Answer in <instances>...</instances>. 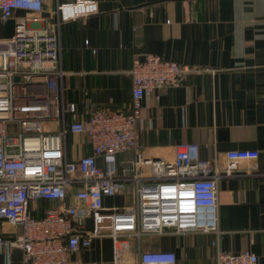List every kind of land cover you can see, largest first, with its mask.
Wrapping results in <instances>:
<instances>
[{"label": "crops", "instance_id": "0c3cea01", "mask_svg": "<svg viewBox=\"0 0 264 264\" xmlns=\"http://www.w3.org/2000/svg\"><path fill=\"white\" fill-rule=\"evenodd\" d=\"M96 2L95 12L63 21L59 27L58 60L64 71L65 99L75 103L81 116L85 113L83 90L94 105L123 109L131 94L128 70L133 56L156 53L189 66L184 82L155 89L142 98L139 150L146 158L172 161L176 144L196 142L201 158L211 161L217 185L216 233L166 231L143 236L139 246L127 235L119 264H140L139 250L144 249L173 251V264H215L218 250L236 253L243 249L253 251L263 262L264 0ZM55 5L56 0H44L39 12L14 9L7 19H0V41L12 35L17 18L25 17L32 29L52 31ZM68 141L72 158L90 151L79 134L69 135ZM237 148H254L259 154L254 159H238L231 173L225 174L226 151ZM133 156L131 151L117 154L120 174H133ZM138 170L140 180L151 175L148 164ZM131 192L128 187L124 193L104 197L103 204L126 206ZM52 203L48 199L37 202L41 207ZM83 221L86 230H94L92 214ZM0 227L5 236H11L9 225L2 222ZM103 249L109 260L97 255ZM10 255L9 264H21L20 248L11 249ZM70 260L111 264V237L93 236L90 246L80 247ZM0 264H5L1 253Z\"/></svg>", "mask_w": 264, "mask_h": 264}, {"label": "built area", "instance_id": "2783aa9c", "mask_svg": "<svg viewBox=\"0 0 264 264\" xmlns=\"http://www.w3.org/2000/svg\"><path fill=\"white\" fill-rule=\"evenodd\" d=\"M43 1L0 0V19H7L16 8L39 12ZM96 10V0H56L52 31L32 29L25 17L17 18L12 35L0 41V225L13 229L8 237L0 227L5 264L15 247L20 248L21 264H75L70 254L89 247L95 235L111 237V264H119V251L127 247L124 236H133L139 246L143 236L166 231H218L216 175L211 161L201 158L199 145L176 144L172 161H155L139 150L142 98L184 82L189 66L156 53L133 56L128 70L131 94L123 109L94 105L83 90L81 116L75 103L65 99L59 27ZM76 134L90 151L72 158L68 136ZM125 151L134 155L131 175L117 170V154ZM258 154L254 148L226 151L225 174L238 159ZM141 164L150 166L151 175L145 180L137 174ZM128 187L130 204L104 206V197L124 193ZM46 199L54 203L37 204ZM89 214L96 220L93 231L84 227ZM175 260L170 250H139L140 264ZM215 264H264V260L259 262L249 249L218 250Z\"/></svg>", "mask_w": 264, "mask_h": 264}, {"label": "rangeland", "instance_id": "374dc122", "mask_svg": "<svg viewBox=\"0 0 264 264\" xmlns=\"http://www.w3.org/2000/svg\"><path fill=\"white\" fill-rule=\"evenodd\" d=\"M98 238V237H97ZM105 239V238H104ZM106 240V239H105ZM104 241H102V245H104ZM100 243V242H99ZM99 254H97L99 256V258L103 259V260H109L110 259V255L105 251V249H103V252H98Z\"/></svg>", "mask_w": 264, "mask_h": 264}]
</instances>
